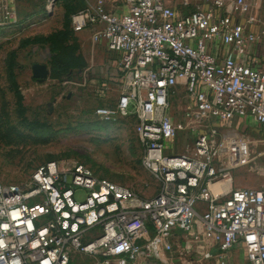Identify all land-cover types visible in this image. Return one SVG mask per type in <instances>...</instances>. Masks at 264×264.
Wrapping results in <instances>:
<instances>
[{
    "label": "built area",
    "instance_id": "1",
    "mask_svg": "<svg viewBox=\"0 0 264 264\" xmlns=\"http://www.w3.org/2000/svg\"><path fill=\"white\" fill-rule=\"evenodd\" d=\"M35 1L50 13L59 0ZM86 1L72 29L118 58L119 95L96 115L134 116L142 164L160 186L144 198L68 159L40 165L24 185L0 182V264H232L238 250L264 264V189L233 187L232 173L252 153L233 121L251 117L264 130V69L250 52L264 42L252 29L264 18L247 0L185 11L190 0ZM1 2L0 26L12 24L11 2ZM177 93L182 121L171 113ZM187 127L195 145L176 152Z\"/></svg>",
    "mask_w": 264,
    "mask_h": 264
},
{
    "label": "rangeland",
    "instance_id": "2",
    "mask_svg": "<svg viewBox=\"0 0 264 264\" xmlns=\"http://www.w3.org/2000/svg\"><path fill=\"white\" fill-rule=\"evenodd\" d=\"M1 1L11 2L17 20L0 26V182L24 185L40 165L68 159L144 198L154 196L160 182L142 164L134 116L103 120L96 115L98 107L113 103L119 95L113 77L118 58L106 46L94 44L89 31L72 29L71 15L84 9L87 1L59 0L50 13L35 0ZM247 1L264 18L256 1ZM197 5L210 8L213 3L190 0L179 6L185 11ZM235 15L246 17L237 11ZM251 56L253 64L264 69V42L253 47ZM34 63L48 65L46 80L33 76ZM186 102L182 93L174 97L175 120L185 117ZM232 125L252 147L251 160L232 171L233 187L264 189V130L251 117ZM194 145L189 127L173 142L176 152L192 150ZM84 196L80 191L76 199ZM236 257L232 264H245L242 253ZM79 264L94 262L85 259Z\"/></svg>",
    "mask_w": 264,
    "mask_h": 264
},
{
    "label": "crops",
    "instance_id": "3",
    "mask_svg": "<svg viewBox=\"0 0 264 264\" xmlns=\"http://www.w3.org/2000/svg\"><path fill=\"white\" fill-rule=\"evenodd\" d=\"M256 2H254L255 3V5H257V6H260L259 8H262V10L264 11V0H255ZM119 2V0H108V3H109V5H111V4H116V3H118ZM255 10H259L258 8L257 9H255ZM259 27H261V25H255V26H253V28H259ZM252 28V29H253ZM85 31V30H84ZM88 31V30H87ZM256 44H254L253 45V47L255 46ZM253 47H251L250 48V52H251V54H252V49H253ZM116 73V72H115ZM115 73H114V75H115ZM114 77V76H113ZM236 252H238L239 253V250L238 251H236ZM81 260L82 259H80V257H78L77 259H75L74 261H72L70 264H79V263H81ZM237 260H235V262H236ZM245 261V260H244ZM182 259H177L174 263H172V264H182ZM138 264H150L149 262H147V261H145V260H140L139 262H138ZM151 264H153V263H151ZM245 264H247L246 263V261H245Z\"/></svg>",
    "mask_w": 264,
    "mask_h": 264
},
{
    "label": "water",
    "instance_id": "4",
    "mask_svg": "<svg viewBox=\"0 0 264 264\" xmlns=\"http://www.w3.org/2000/svg\"><path fill=\"white\" fill-rule=\"evenodd\" d=\"M33 76L39 80L44 81L48 77V65L45 63H34L32 66Z\"/></svg>",
    "mask_w": 264,
    "mask_h": 264
},
{
    "label": "bare ground",
    "instance_id": "5",
    "mask_svg": "<svg viewBox=\"0 0 264 264\" xmlns=\"http://www.w3.org/2000/svg\"><path fill=\"white\" fill-rule=\"evenodd\" d=\"M224 184H225V187H229V185H230L231 183H230V182H225ZM215 189H220V185L217 184V185L215 186Z\"/></svg>",
    "mask_w": 264,
    "mask_h": 264
}]
</instances>
